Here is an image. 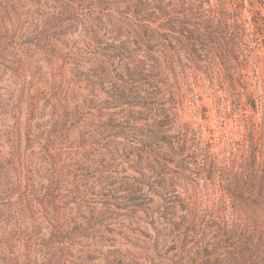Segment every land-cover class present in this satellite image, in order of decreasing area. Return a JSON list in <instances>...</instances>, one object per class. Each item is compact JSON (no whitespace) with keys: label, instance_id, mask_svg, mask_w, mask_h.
Listing matches in <instances>:
<instances>
[{"label":"rangeland","instance_id":"obj_1","mask_svg":"<svg viewBox=\"0 0 264 264\" xmlns=\"http://www.w3.org/2000/svg\"><path fill=\"white\" fill-rule=\"evenodd\" d=\"M0 264H264V0H0Z\"/></svg>","mask_w":264,"mask_h":264}]
</instances>
